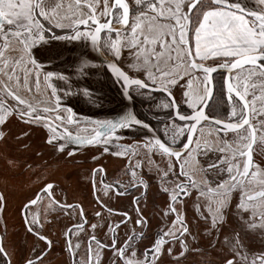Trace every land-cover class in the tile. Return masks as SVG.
Returning <instances> with one entry per match:
<instances>
[{"label":"flooded vegetation","instance_id":"1","mask_svg":"<svg viewBox=\"0 0 264 264\" xmlns=\"http://www.w3.org/2000/svg\"><path fill=\"white\" fill-rule=\"evenodd\" d=\"M130 9L134 6L135 0H127ZM52 5L60 4L58 8L61 18L67 17L63 22L69 23L73 13L83 15L88 10L81 0L77 5V0H50ZM102 5V0H101ZM101 9H98V14ZM136 13L130 11L131 19ZM110 17H100L101 22H105ZM45 27H49L47 21L41 18ZM161 18L157 24H165ZM149 21L145 20L142 30L145 35H154L149 32ZM114 27L121 28V36L124 37V28L114 24ZM59 32V29H56ZM51 35V33H49ZM107 32L102 33V37L107 39ZM115 38V34H112ZM143 37H141L142 39ZM164 40H170L165 37ZM163 42V41H162ZM77 45L73 48V45ZM47 47L52 49L51 59H43L40 55L39 46L33 49V56L42 63L45 70H52L53 67L63 71L65 74L71 73V66L62 63L65 59H72L76 54H86L90 58H95V63L102 64L111 58L95 55L90 50V45L84 42H51ZM157 51H161L159 45H154ZM62 55L57 56V52ZM5 55L10 59L19 58L24 55L22 45L12 42L5 51ZM167 44L164 55L158 59L159 66L170 69L172 63L168 61ZM173 57L175 53H172ZM135 54H130L128 48L123 49L122 61L119 67L128 71V64L132 63ZM27 60V57H25ZM16 69L20 83L16 82L17 75L11 81L5 72L9 69L0 66V98L5 96L3 85L7 83L9 87L15 88L26 101L33 104L38 109L49 108L50 117L59 114L65 117V125H60L59 121H54V126H67L73 134L88 135L90 126L81 122L79 125H67L66 118L69 115L66 111L71 107L76 114V118L82 120L89 116L94 119L112 118L121 114L124 105L128 102L123 99L121 83L110 72L106 64L101 67L91 68L88 75L79 80V88L73 83V94L60 101V109L56 108L55 98L51 96V89L46 87L43 76L37 84L34 77L30 76L27 83H24V64L12 65ZM30 67V66H29ZM130 75H137L129 72ZM216 76V74H213ZM202 78V77H201ZM58 88L63 87V82L53 81ZM184 90L187 89V81L181 82ZM89 88L93 93L91 98L80 93V89ZM193 94L203 93V84L196 76H193ZM79 93V94H78ZM154 99L151 103L140 97H136L135 103L131 105L137 117L150 122L156 134L162 140L170 139L164 136V126L171 124L167 109H157L155 104L164 100L165 93H150ZM261 88L257 82L255 89L249 90L247 97L249 101L248 116L250 123L256 128L255 141L252 143L251 153L254 164H264V102L259 99ZM62 95V94H61ZM177 100L180 99V90H174ZM257 98L254 100L253 96ZM216 99L210 101L215 105ZM123 101V103H122ZM7 103L15 106V101L8 98ZM182 110L191 112L187 105L181 104ZM206 114L212 117L227 119L225 106H214L212 109L205 107ZM239 112V109H238ZM247 126H245L246 128ZM10 129L15 131H10ZM27 130V126L19 122L15 117H9L7 127L3 130L6 133L4 139H0V193L6 197V207L0 211V242L8 252V257L0 255V264L10 259L11 264H21L24 256H31L32 249L35 248L37 254H42V260L37 264H123L114 254L112 248H99L95 241H91V255L89 254L90 237L95 236L103 245H111L113 238L117 247L124 245V241L136 235L132 242L136 252V259L143 260L147 249H150L153 242L171 231L175 238L165 237L169 241L164 246L163 255L160 257V264H224L226 259H234V264H245L244 257H247L249 264L255 256L264 254V220L260 219V214L264 213V199H256L248 202L249 209L244 213L245 219L255 223L254 230L247 229L241 222L237 214V205L241 202V189L236 188L229 194V207L225 209V223L220 228L219 238L223 241L226 235H233L238 232L244 240V247L240 249V255H236L230 246L217 244L215 249L209 247V240L215 243V236L210 237L205 232V222L200 213L208 214L209 206L215 207V201L221 197L207 192L211 187L214 190L221 180L232 183L227 172V162L232 160L234 164L238 162L241 167L244 158L233 156V149H239L237 136L231 131H223V125L216 126L211 121H201L193 133V141L190 145L192 156L185 157L184 171L188 173L192 180L197 182L198 187L203 190V195L196 189L189 188V195L180 194L174 206L182 215L189 233L181 236L179 234V224L173 225L176 214L169 211L171 194L176 184L181 181L186 182V178L178 176L180 169L174 167L169 172L168 177L163 176L166 165L170 162L167 157H161L159 153L148 152L144 147V142L148 139L145 135L147 130L137 126L133 129H126L120 135L121 139L108 144V151H104L103 145H69L68 150H75L74 155L68 156L66 152H57L44 141L47 137V130H34L29 137H22L21 130ZM246 134V133H245ZM150 135V134H149ZM179 140L186 141L185 137ZM179 143V141H178ZM197 144L199 148L197 149ZM132 146L136 155L119 156L114 153L122 151L125 147ZM223 149V151H220ZM248 151V149H244ZM93 157H96L94 160ZM221 158H224L221 162ZM10 161L14 163H10ZM211 163L219 164L216 169L208 167ZM131 165L135 168L136 177L131 176ZM11 167L13 172H9ZM221 167L224 171H221ZM93 169L98 171L93 172ZM254 170V169H253ZM235 174V173H234ZM238 180L244 181L243 191L245 195H254L264 190V173L256 178L240 177ZM143 180L144 184L140 181ZM51 183L54 185L55 199L60 203L52 205L47 196L41 194L37 204L30 208V217L35 215L39 224L37 230L47 236L52 241L51 245H46L45 241H39L37 237L26 234L22 215V205L28 199L34 198L41 188ZM147 185L145 187L144 185ZM227 187V184L225 185ZM164 188L168 191L165 192ZM200 210L197 211V205ZM62 205H77L79 207H63ZM83 209V216L80 208ZM139 210V211H138ZM168 212V215L164 213ZM96 213H100L99 216ZM255 213V216H253ZM143 218L146 223L137 224L138 219ZM77 225L81 226L77 229ZM92 225H96L95 228ZM142 234V235H141ZM195 237V239H193ZM73 246L74 256L68 251V242ZM181 240L185 241L187 250L181 245ZM79 245L77 248L76 246ZM172 251L169 253L168 248ZM183 252V255H181ZM35 259V257H33Z\"/></svg>","mask_w":264,"mask_h":264},{"label":"snow or ice","instance_id":"2","mask_svg":"<svg viewBox=\"0 0 264 264\" xmlns=\"http://www.w3.org/2000/svg\"><path fill=\"white\" fill-rule=\"evenodd\" d=\"M81 0H77L79 5ZM87 12L77 15L75 12L69 23L63 22L67 17L61 18L58 8L60 4L52 5L50 0H0V66L9 69L5 72L8 80L11 81L16 74L15 64H24V83L28 77L32 76L38 84L40 77L43 76L48 89H51V96L55 98L56 108L60 109V101L73 94V83L79 88V80L88 75L91 68L101 67L106 64L110 72L121 83L123 99L128 103L124 105L121 114L105 119H94L85 116L82 120L76 118V114L71 107L66 111L69 114L66 118L67 125H79L83 122L90 126L88 135L73 134L67 126H54V121H59L60 125H65V117L57 114L54 119L50 117L49 108L38 109L30 102L22 98L15 88L9 87L7 83L3 85L5 96L0 98V139L6 136L3 130L7 127L9 117H15L19 122L27 126V130H21L22 137H29L34 130L46 129L47 137L45 143L50 145L57 152H66L69 157L74 155V149L69 151V145H103L104 151L109 149L111 144L121 139V133L126 129H133L139 126L147 130L145 135L148 139L143 147L148 152L159 153L161 157H167L170 161L163 171V176L168 177L169 172L174 167H179L178 176L186 178L176 184L171 194L169 211L176 214L173 225L179 224L181 236L189 233V228L184 218L174 206L180 194L189 195L188 189H196L203 195L197 182L192 180L188 173L184 171L185 157L192 156L190 145L193 141V133L201 121H211L214 125H223V131H231L237 136V143L240 148L233 149V156L238 155L244 158L241 165L232 160L227 162V172L229 180L227 183L221 180L217 184V191L209 187L207 192L221 197L215 201V207L209 206L208 214L200 213L204 220L205 232L210 236H215V243L209 240V247L215 249L217 244L230 246L231 250L240 255V249L244 247V240L238 232L233 235H226L223 241L219 238V232L225 223V209L229 207V194L236 188L241 189V202L237 205V214L241 222L247 229L254 230L257 225L245 219L244 213L248 211V202L256 199H264V190L254 195H245L244 181L238 180L240 177L256 178L264 173V164H254L251 147L255 141L256 128L250 123L248 116L249 101L247 99L250 89H255L257 82L261 88L259 99L264 102V0H255L250 5L249 0H135L134 6L130 9L127 0H84ZM98 9H101L98 14ZM130 11L136 13L131 19ZM110 17L105 22H101L100 17ZM41 18L47 21L49 27H45ZM163 18L165 24H157ZM149 21V32L154 35H145L142 30L144 21ZM118 24L124 28V37L121 36V28L114 27ZM56 29L60 31L57 32ZM107 32V39L102 37V33ZM51 33V35H49ZM115 34L113 38L112 34ZM141 37H143L141 39ZM165 37L170 40H164ZM84 42L91 46V50L97 56L110 57V62L105 60L102 64L95 63V58H90L86 54H76L72 59H65L62 63L71 66V73L65 74L63 71L53 67L52 70H45L42 63L33 56V49L39 46L40 55L43 59H51V42ZM163 41V42H162ZM12 42L22 45L24 55L19 58H9L5 51ZM159 45L161 51H157L154 45ZM167 44L168 61L172 63L170 69L159 66L158 59L164 55L165 45ZM77 45H73L76 48ZM128 48L130 54H135L132 63L128 64V71L119 67L122 61L123 49ZM175 53L173 57L172 53ZM57 56L62 52H57ZM27 57V60H25ZM30 66V67H29ZM129 72L137 75H130ZM216 74L214 76L213 74ZM193 76L203 84L202 94H193ZM202 77V78H201ZM63 82V87L58 88L53 81ZM187 81V89L184 90L182 81ZM17 83H20L17 75ZM180 90V99L177 100L174 90ZM85 97L91 98L93 93L89 88L79 90ZM152 92L165 93L166 97L155 104L157 109L170 110L168 115L172 120L171 124L164 126V139L156 134L150 122L137 117L131 105L135 103L136 97L145 99L151 103L154 97ZM62 94V95H61ZM79 94V93H78ZM216 99V104L209 102ZM8 98L15 101V106L7 103ZM257 97L254 95L253 99ZM123 103V101H122ZM187 105L191 112L182 110L181 104ZM224 105L227 112V119L212 117L206 114L205 107L212 109ZM239 109V112H238ZM245 126H247L245 128ZM246 133V134H245ZM150 134V135H149ZM185 137L186 141L179 140ZM264 140V137H261ZM179 141V143H178ZM199 144H197V149ZM244 149H248L245 151ZM223 151V149H220ZM119 156L136 155L132 146L125 147L122 151L114 153ZM95 160L96 157H93ZM224 158H221V162ZM10 163H14L10 161ZM211 169L219 167L217 163L208 165ZM131 176L136 177L135 168L129 165ZM254 169V170H253ZM221 171L224 169L221 167ZM98 169H93V172ZM235 173V174H234ZM264 182V181H262ZM144 184L143 180L140 181ZM227 184V187L225 186ZM147 187V185H144ZM167 192L168 189L164 188ZM41 194L48 197L52 205L60 202L55 199L54 185L45 184L34 198H30L22 205L23 222L26 234H31L39 241H45L50 246L52 241L37 230L39 220L35 215L30 217V208L37 204ZM6 197L0 193V211L6 207ZM63 207H79L77 205H62ZM200 205H197V211ZM139 211V210H138ZM83 216V209L80 208ZM168 215V212L164 213ZM97 216L100 213H96ZM255 216V213H253ZM260 219L264 220V213L260 214ZM143 225L146 221L141 218L136 221ZM77 229L81 226L77 225ZM93 228L96 225H92ZM142 235V234H141ZM173 237L169 231L157 238L150 249L144 254V259H136L133 241L136 235L133 234L124 241V245L117 247L115 238L111 245H103L95 236L90 237L89 254L91 255V241H95L99 248L110 247L114 254L123 264H160V257L163 255L164 246L169 243L165 237ZM195 239V237H193ZM181 245L187 250L184 240ZM77 248L79 245L76 246ZM68 251L71 255L73 246L69 240ZM171 253L172 249H167ZM0 255L8 257V252L0 242ZM183 255V252H181ZM35 257V259L33 258ZM42 260V254H37L35 248L32 249L31 256H24L21 264H37ZM245 264H249L247 257H244ZM2 264H11L10 259L3 261ZM73 264H75L73 260ZM97 264H100L99 259ZM224 264H234V259H226ZM251 264H264V254L255 256Z\"/></svg>","mask_w":264,"mask_h":264},{"label":"rangeland","instance_id":"3","mask_svg":"<svg viewBox=\"0 0 264 264\" xmlns=\"http://www.w3.org/2000/svg\"><path fill=\"white\" fill-rule=\"evenodd\" d=\"M249 3H250V5L254 4L252 0H249ZM10 131H15V130H13V129L11 130L10 129ZM8 169H9V172H13V170H14L11 167H8Z\"/></svg>","mask_w":264,"mask_h":264},{"label":"water","instance_id":"4","mask_svg":"<svg viewBox=\"0 0 264 264\" xmlns=\"http://www.w3.org/2000/svg\"><path fill=\"white\" fill-rule=\"evenodd\" d=\"M90 50H91V46H90ZM91 52H92V50H91ZM92 53H93V52H92ZM93 54L95 55L96 58H98V56H97L95 53H93Z\"/></svg>","mask_w":264,"mask_h":264},{"label":"crops","instance_id":"5","mask_svg":"<svg viewBox=\"0 0 264 264\" xmlns=\"http://www.w3.org/2000/svg\"><path fill=\"white\" fill-rule=\"evenodd\" d=\"M253 1V3H255V0H252Z\"/></svg>","mask_w":264,"mask_h":264}]
</instances>
